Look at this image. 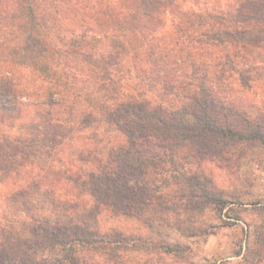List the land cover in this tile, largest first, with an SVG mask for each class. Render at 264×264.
<instances>
[{
    "label": "trees",
    "instance_id": "obj_1",
    "mask_svg": "<svg viewBox=\"0 0 264 264\" xmlns=\"http://www.w3.org/2000/svg\"><path fill=\"white\" fill-rule=\"evenodd\" d=\"M233 1L207 12L185 7V0H0V109L7 111L0 120V165L13 158L4 170L11 184L25 190L43 179L53 191L65 179L114 215L168 220L195 235L206 209L233 201L185 164L211 158L229 165L231 156L264 150V110L253 115V104L233 96L230 84L236 75L248 88L264 73V0ZM126 75L139 95L159 99L120 100L110 90ZM97 114L128 147L113 148L96 170L81 164L71 175L56 169L62 159L49 154L33 172L28 149L48 147L58 155L66 149L62 133L94 125ZM41 134L47 142L39 145ZM256 208L264 214V205ZM85 233L80 226H38L33 238L57 251L55 257L33 254L19 262L96 264L98 254L115 264L123 249L144 248L138 237L129 242L120 232ZM254 243L246 264L263 262L264 223ZM8 262L0 253V264Z\"/></svg>",
    "mask_w": 264,
    "mask_h": 264
},
{
    "label": "rangeland",
    "instance_id": "obj_2",
    "mask_svg": "<svg viewBox=\"0 0 264 264\" xmlns=\"http://www.w3.org/2000/svg\"><path fill=\"white\" fill-rule=\"evenodd\" d=\"M233 3V0H185V7L192 5L197 11L208 12L228 9ZM213 50L220 52L216 47ZM21 72L26 75V71ZM230 81L232 95L253 104L250 108L253 115L263 112L264 73L260 77L256 75L248 88L239 85L236 75L231 76ZM135 83L128 75L123 80H117L110 92L115 91L120 100L148 98L155 102L159 99L153 92L139 95ZM6 112L0 109V120ZM94 121L96 123L92 126L80 125L71 131L65 130L60 139L66 149L58 155L48 147L28 149L26 155L35 163L31 168L33 172L39 171L37 164L49 154L50 158L62 159L56 161V169L67 168L71 175L81 164L96 170L98 161L105 164L112 156L113 148L128 147L124 135L109 126L104 117L97 114ZM4 129L9 131L6 127ZM43 135L36 137L39 145L47 142ZM3 161L4 164L0 165V253L9 256L11 262L7 264H20L19 260L31 259L33 254L55 257L52 253L57 251L43 249L32 236L38 226L47 227L48 224L63 228L80 226L86 237H104L107 232L115 231L128 236L129 242L136 237L143 241L144 248L140 251L129 247L123 249L120 261L115 264H246L248 245L254 246L255 234L264 223L262 210L256 208L257 205H264V150L259 147L246 151L236 159L231 156L229 165L211 158L203 160L200 166L185 164L189 172L202 171L223 195L234 202L206 209L200 219L203 223L193 236H186L168 220L153 218L144 222L136 217L114 215L108 208L97 205L88 191L65 179L55 183L53 191H48L52 184L45 185L43 179L39 181L40 187L17 189L11 184L12 177L4 171L14 164V160L6 156ZM166 246L172 247L173 251L165 252ZM85 255L88 256V253ZM93 257L96 264H114L106 262L101 255Z\"/></svg>",
    "mask_w": 264,
    "mask_h": 264
}]
</instances>
